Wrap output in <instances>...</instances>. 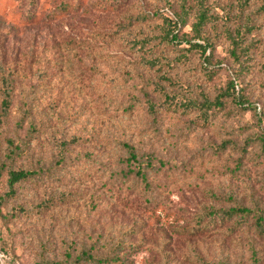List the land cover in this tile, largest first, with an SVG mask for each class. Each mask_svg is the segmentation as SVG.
Listing matches in <instances>:
<instances>
[{"label":"rangeland","instance_id":"374dc122","mask_svg":"<svg viewBox=\"0 0 264 264\" xmlns=\"http://www.w3.org/2000/svg\"><path fill=\"white\" fill-rule=\"evenodd\" d=\"M66 1L73 7L60 13ZM166 2L0 0V162L37 168L44 176L38 186H22L2 211L17 203L52 204L31 218L8 225L0 221L8 250L0 253V264L59 261L68 250L103 251L117 244L125 264H264V237L251 229L230 233V220L199 233L181 230L195 225L197 217L208 219L214 208L244 206L264 217V14L256 12L259 0H248L241 19L249 15L256 25L244 60L249 68L239 79L251 107L227 99L205 123L196 112L161 106L164 95L155 88L159 72L144 66L141 57L173 64L165 70L175 83L164 82L166 91L215 97L237 73L224 28L236 25L224 16L238 18L240 5L208 0L211 13L223 16L204 28L219 64L209 79L198 52L177 62L175 48L158 39L147 45L151 55L133 45L157 36L161 23L155 18L138 22L135 16L170 10ZM73 136L82 139L60 150L59 144ZM10 141L15 149L24 148L13 159L6 157ZM123 143L132 146L136 159L129 158ZM139 168L146 182L136 175ZM5 190L2 175L0 195Z\"/></svg>","mask_w":264,"mask_h":264},{"label":"trees","instance_id":"16d2710c","mask_svg":"<svg viewBox=\"0 0 264 264\" xmlns=\"http://www.w3.org/2000/svg\"><path fill=\"white\" fill-rule=\"evenodd\" d=\"M166 3L170 7V10H156L153 13L144 12L135 16L140 18L138 22H145L155 18L160 19L161 23L158 24L159 33L157 36L154 35L150 38L145 37L144 39L136 40L133 42V45H139L138 52H141L142 55H151L153 50L152 48H147V45L154 39H158V42L175 48L177 55L173 59L177 62L186 59L190 52H198V56L202 62L200 64L201 68L207 78L211 79L219 70V64H216L213 59L212 51L214 45L204 33V28L208 24L214 27L215 21L222 20L223 16H217L211 13L208 0H177L176 5H172L171 1L168 0ZM238 5H240L238 18L224 16L225 19H232L236 25L233 30H230L226 26H224V28H226L225 36L232 46L230 54L236 62L237 73L232 75L225 88L215 97L210 98L206 94H201V98H197L192 95H182L180 91L178 94L166 91L164 82L172 85L175 83V80L169 75V72L165 70L167 69V71H169V67L173 64H170L168 60L163 61L161 57H141L144 66L150 69H156L159 72L155 88L164 95L161 101V106L164 109L179 110L186 113L196 112V119L199 122L205 123L214 110L220 109L225 105L227 99L234 101L239 106L251 107L247 98L243 96V91L241 90L242 85L239 84V79L240 74L244 72L243 69L249 68L244 60L249 57L250 45H252V43L248 38L255 30L256 25L249 15L245 17V20H241L244 17L243 8L248 5V0H238ZM72 7V2L66 1L60 5L59 12L66 13ZM192 11L193 15H191ZM256 12L264 14V0H259ZM226 15H230L229 12H226ZM132 17L134 16H131V18ZM186 26L189 27L188 31H183V28ZM183 43H186L187 46H181ZM184 50H186V52ZM4 95L6 98L2 100V104L4 109H6L9 105V100L7 98L10 97L7 81ZM147 106L151 112L155 111V104L153 102H149ZM81 139L80 136H73L67 142L62 141L59 144V149L63 151L67 148L69 143L76 144L81 141ZM263 139L262 137V140ZM10 142V148L6 153V157L8 159H13L16 153H22L24 148L15 149V147H12L14 142ZM261 144L264 148V140ZM123 146L128 150L129 158L136 159V154L133 152L132 146L127 143H123ZM135 173L146 182V177L142 169L139 168ZM2 175L5 180L6 190L4 194L0 195V221H4L7 225L12 224L18 218H31L32 215H40L43 210L51 207V202L41 200L36 204L30 203V207H25L21 205V203H17L19 205L13 204L9 210L3 212L2 207L4 202L10 199L16 200L22 191V186L27 183L38 186L43 182L44 176L43 171L37 168L8 166L4 161L0 162V178ZM206 217H208V219L197 217L195 225L190 227L182 226L181 230L187 233H194V230L197 229L199 233L202 229H206L208 225L213 226L217 221L224 222L225 220H230L232 222L227 226V230L230 233H233V231H247L251 229L258 237H264V217L261 213L252 211L249 207L232 206L228 208L209 209ZM249 218H252L251 222H249ZM4 240L6 241V238L4 234L0 232V253L3 255L8 252L6 245L3 244L5 243ZM116 246L117 247H105L103 251L95 247L81 248L77 253L68 250L65 251L63 260H46L34 264H125L122 256H119L117 254L118 251L115 249L119 247L118 244Z\"/></svg>","mask_w":264,"mask_h":264}]
</instances>
